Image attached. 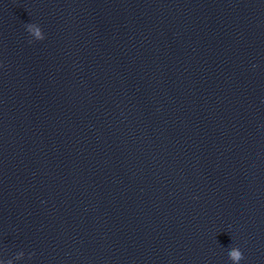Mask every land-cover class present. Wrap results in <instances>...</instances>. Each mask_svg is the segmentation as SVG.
Returning a JSON list of instances; mask_svg holds the SVG:
<instances>
[{"label": "clouds", "instance_id": "9594fccd", "mask_svg": "<svg viewBox=\"0 0 264 264\" xmlns=\"http://www.w3.org/2000/svg\"><path fill=\"white\" fill-rule=\"evenodd\" d=\"M25 27L28 33H35L37 36H39V30L35 23H28L25 25ZM228 255L229 259L235 262V264H240V262L245 259L244 254L239 247H232L229 250Z\"/></svg>", "mask_w": 264, "mask_h": 264}]
</instances>
